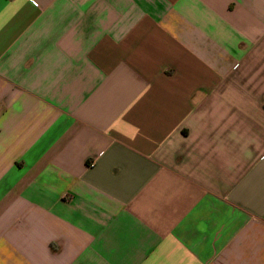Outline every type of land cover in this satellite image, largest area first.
I'll return each mask as SVG.
<instances>
[{
	"label": "crops",
	"instance_id": "crops-1",
	"mask_svg": "<svg viewBox=\"0 0 264 264\" xmlns=\"http://www.w3.org/2000/svg\"><path fill=\"white\" fill-rule=\"evenodd\" d=\"M0 264H264V0H0Z\"/></svg>",
	"mask_w": 264,
	"mask_h": 264
}]
</instances>
